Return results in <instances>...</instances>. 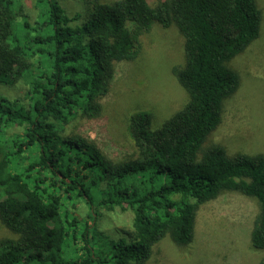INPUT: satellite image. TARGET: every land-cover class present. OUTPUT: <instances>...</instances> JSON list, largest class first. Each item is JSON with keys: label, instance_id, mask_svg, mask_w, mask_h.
Segmentation results:
<instances>
[{"label": "trees", "instance_id": "16d2710c", "mask_svg": "<svg viewBox=\"0 0 264 264\" xmlns=\"http://www.w3.org/2000/svg\"><path fill=\"white\" fill-rule=\"evenodd\" d=\"M85 1L78 24L81 14L69 15L58 0H33L32 19L27 0H0V77L30 80L27 105L0 97V221L17 235L0 239V264L145 261L165 236L189 244L200 205L225 192L257 201L250 239L264 250V154L206 145L240 86L230 63L260 35L257 0ZM156 23L185 38V63L172 69L188 93L183 107L157 128L148 112L133 113L136 149L123 158L62 136L79 110L100 114L116 63L135 59ZM15 126L21 131L10 133ZM116 208L131 210L132 226L101 240V210Z\"/></svg>", "mask_w": 264, "mask_h": 264}, {"label": "rangeland", "instance_id": "374dc122", "mask_svg": "<svg viewBox=\"0 0 264 264\" xmlns=\"http://www.w3.org/2000/svg\"><path fill=\"white\" fill-rule=\"evenodd\" d=\"M58 1L69 15L81 14L78 24L90 8L85 0ZM148 1L156 6L161 0ZM257 3L263 13L260 35L232 59L230 64L240 75V86L226 100L222 121L206 142L223 146L230 155L264 154V0ZM26 6L31 19L35 18L33 0H27ZM184 42L175 25L165 28L154 24L150 32L141 36L138 56L116 63L109 91L100 101V114L88 117L79 110L60 134L92 140L103 155L112 159L135 152L129 128L133 113L148 112L152 127L157 128L188 100V93L172 71L185 63ZM24 75L9 80L0 77V97L27 105L25 95L30 80ZM20 131L19 126L9 130ZM77 205V212L87 219V207L82 201ZM258 212L255 199L239 192H225L200 205L194 238L189 244L179 245L165 236L153 246L149 259L134 264H259L264 250L254 248L250 239ZM101 213L97 220L101 240L118 239L132 226L131 210L103 209ZM16 237L0 221V239Z\"/></svg>", "mask_w": 264, "mask_h": 264}]
</instances>
